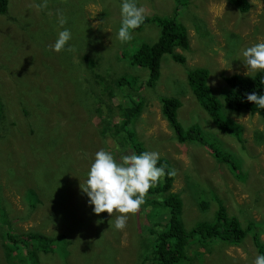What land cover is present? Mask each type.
Wrapping results in <instances>:
<instances>
[{
    "label": "rangeland",
    "instance_id": "rangeland-1",
    "mask_svg": "<svg viewBox=\"0 0 264 264\" xmlns=\"http://www.w3.org/2000/svg\"><path fill=\"white\" fill-rule=\"evenodd\" d=\"M9 1L7 13L0 14V94L17 95L27 85L25 89L44 104L37 109L24 104L21 110L28 109V113L20 114L14 111L20 108L12 101L8 105H13V110H0V207L6 210L5 219H0V264H17L18 253H7V247L14 243L12 235L28 239L31 230L50 236L78 230V235L72 237L76 242L69 246V257L60 254L59 245H52L49 251L40 250V264H152L149 259L158 236L165 231L170 210L147 199H162L169 192L178 193L184 203L183 224L187 230L202 221H215L222 202L243 226L256 220V230L264 243V119L225 108L230 111L231 121L242 128L237 126L232 134L224 133L211 122L193 91L184 87L182 80L188 81L186 65L167 56L157 81L158 92L147 91L146 86L135 93L144 108L132 127L145 151L158 152L169 160L175 174L173 187L165 194L147 193L140 208L128 214L122 230L113 227L118 213L112 217L107 212L94 214L79 184L86 179L98 150L111 152L117 160L136 154L126 132L113 128V124L131 116L125 105H134L130 88H121L117 80L121 76L129 81L134 76L148 79L149 70L132 61L139 41L156 42L161 28L151 21L139 31L131 30L130 41L121 42L116 36L121 0H47L46 8L40 7L43 0ZM179 1L183 3L176 10L177 0H136L144 8L145 17H174L188 27L190 47H178L176 52L186 57L189 67H208L211 86L223 98L227 87L224 77L247 76L243 50L264 41V0H251L246 13L229 0ZM58 12L66 17L64 27L71 31L72 39L64 50L54 52L49 46L62 30ZM254 73L249 71V75ZM176 80H180L178 87L172 82ZM10 85L18 86L10 89ZM163 94L183 101L178 119L185 128L201 126L209 140L238 158L242 176H236L212 148L177 139L162 113ZM73 113L77 114L76 121ZM5 130L10 131L7 140ZM240 131L245 144L237 139ZM30 174L36 184L27 180ZM49 183L56 190L63 185L67 188L65 193L60 191L59 198L63 219L50 215L47 200L40 202L38 187ZM29 188L39 193L33 200H29ZM31 201L36 203L34 207ZM88 215L93 217L89 220ZM157 222L162 224L158 226ZM254 233L247 234L239 244L195 237L187 247L184 264H252L261 255Z\"/></svg>",
    "mask_w": 264,
    "mask_h": 264
},
{
    "label": "trees",
    "instance_id": "trees-1",
    "mask_svg": "<svg viewBox=\"0 0 264 264\" xmlns=\"http://www.w3.org/2000/svg\"><path fill=\"white\" fill-rule=\"evenodd\" d=\"M176 10L179 9V6L183 2L177 0ZM229 3L232 6L237 7L241 12L246 13L250 10L251 0H229ZM10 1L0 0V13L5 14L8 11V6ZM167 18V17H166ZM160 18L158 15H153L151 17H146L144 23L134 29V31H139L147 23L155 21L159 24L161 28L160 35L158 40L154 43H146L144 41H139V48L136 52L132 63L139 65L141 67L147 68L149 70V77L147 80H142L134 76L133 80H127L125 76H121L117 80V84L121 88H130V99L134 102L133 106L128 104L125 105V108H130L126 113H129L130 117H125L123 121L113 124V128L116 132L125 131L127 134V140L130 143H133V146L136 148L137 153L144 151L143 141L137 139V134L132 127L133 122L142 112L144 108V102H140L139 99L135 96L136 92H140L146 86L149 90L157 91L159 86V79L162 75V66L165 65L164 56L175 59L177 63L181 66H184L186 69V78H184L185 85L184 87H189L193 91L194 96L199 100L201 106L208 113L211 118V122L218 127H220L224 132L232 134L234 129L241 125L231 121L230 111L225 108L242 113L243 111H249L251 114L258 113L264 119V109L258 108L253 102L247 101V95L252 92L257 94L264 95V71H257L251 75H240L234 74L231 76L224 77L227 87H225V94L223 98H220L217 95L211 86L210 83V70L206 66H192L187 65L186 57L176 52L178 47L188 49L190 47V37L188 32V27L182 22L177 21L176 18L166 19ZM138 42V41H137ZM98 65V63H93ZM9 76V74L5 71ZM182 79V78H181ZM163 80V78L161 79ZM179 81H172L174 86H179ZM106 82V81H105ZM168 86H171V82L166 79ZM14 86L10 85V89H13ZM20 86V85H19ZM23 86L24 91L19 89L17 95L7 93L0 94V110L2 112L8 113L7 109H11L13 105H8V102L14 101L17 104L19 110H14L20 114L28 113L27 111H22L21 108L24 104H31L33 109L41 108L44 104V101L41 98H38L31 93H29ZM146 89V88H145ZM134 95V96H133ZM36 97V98H35ZM162 112L166 119L169 121L170 125L174 129L175 136L178 140L182 142L190 141H199L201 144L208 146L213 149L215 156L219 157L222 161L226 162L230 170L238 177L242 176L240 173V163L237 161L238 158L231 152L225 153L218 146L215 145L214 141L209 140L203 131L202 127L199 125H191L189 127H184L178 119V110L183 106V101L174 95H162ZM4 101V102H3ZM13 110V109H11ZM74 120L77 119V114H72ZM35 126H32V130ZM238 138L243 143L246 141L243 137L242 131L237 132ZM10 136V131H4V139L7 140ZM26 162V160H24ZM171 164V163H170ZM169 160L167 158H160L158 166L165 168L166 175L164 180L158 182L155 186L151 187L148 193L154 194H165L169 192L175 181L174 175H167V173H174L172 166H170ZM74 171H78V168H74ZM78 174V173H77ZM13 175L12 177H16ZM78 177H82L78 174ZM29 181L36 184L35 180L30 174L28 176ZM13 180V179H12ZM11 180V181H12ZM11 183V182H10ZM67 180H65V183ZM76 184L77 180L75 181ZM80 185V184H79ZM37 186V185H36ZM38 187V186H37ZM63 185L59 190L53 188L52 184H48L43 188H39L40 194L34 189H27L29 191V200H33L34 196L39 194L40 202L47 200L49 202L48 210L50 215L55 219H63L64 212L59 206L60 191L65 193L67 188ZM64 189V190H63ZM61 192V193H62ZM43 196V197H42ZM159 197V196H158ZM54 198V200L52 199ZM50 200H53L52 202ZM147 202L155 206H161L162 208L169 209V220L165 226L164 232H162L156 240V249L153 253L151 259H149L152 264H184L187 255V247L191 244V241L198 237L200 240L206 241L208 239H220L229 244H239L250 232L254 233V241L256 243L258 251L261 255H264V243L261 240L259 230H256V226L259 224L256 220H253L246 227L242 225L241 220L236 216H231L227 210V207L220 202L219 208L216 211V220L213 222L202 221L197 223L191 230H187L183 224V206L184 203L180 199L178 193L169 192L162 199H147ZM34 207L35 202L30 203V206ZM48 205V204H47ZM6 210L0 207V219L4 220ZM89 216V220L93 216ZM254 222V223H253ZM161 222H157V225H161ZM78 235V230L75 233L70 234L64 233L58 234L56 236L47 235L45 232H39L31 230L28 232V239L22 237L19 239L12 235L13 245L8 246L7 253L17 252L16 258H19L17 264H40V250L49 251V248L52 245H59L61 247L60 254L65 256V259L72 254L71 246L76 240H72V237ZM84 235V233H83ZM83 237V236H82ZM64 239V240H63ZM14 247V248H13ZM26 248V252L24 249ZM142 264H145L142 263Z\"/></svg>",
    "mask_w": 264,
    "mask_h": 264
},
{
    "label": "clouds",
    "instance_id": "clouds-1",
    "mask_svg": "<svg viewBox=\"0 0 264 264\" xmlns=\"http://www.w3.org/2000/svg\"><path fill=\"white\" fill-rule=\"evenodd\" d=\"M40 7L46 8L47 0H43ZM120 16V26L116 36L121 42H128L132 39L131 30L144 23L145 10L137 5L136 0H121ZM57 21L62 30H58L55 42L49 46L54 52L64 50L72 39L71 31L64 27L67 23L66 17L58 12ZM242 56V61L247 68L246 75H249V71H264V41L245 48ZM247 101L264 109L262 94L249 93ZM196 142L201 144L199 141ZM160 158L162 157L158 152L144 149L139 154L136 151V154L123 155L117 160L111 152L98 150L90 164L86 179L83 184H80L81 192L86 195L87 204L92 208V212L96 215L107 212L111 217L113 213H118L113 227L117 230L124 229L128 214L135 213L140 208L149 189L161 182V178L166 175L165 168L158 166ZM167 175H174V173H167ZM252 264H264V255H257Z\"/></svg>",
    "mask_w": 264,
    "mask_h": 264
},
{
    "label": "bare ground",
    "instance_id": "bare-ground-1",
    "mask_svg": "<svg viewBox=\"0 0 264 264\" xmlns=\"http://www.w3.org/2000/svg\"><path fill=\"white\" fill-rule=\"evenodd\" d=\"M62 110V109H61Z\"/></svg>",
    "mask_w": 264,
    "mask_h": 264
}]
</instances>
